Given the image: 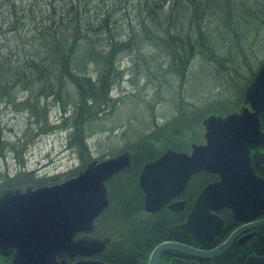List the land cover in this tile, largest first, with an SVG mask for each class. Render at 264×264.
<instances>
[{
    "label": "rangeland",
    "instance_id": "rangeland-1",
    "mask_svg": "<svg viewBox=\"0 0 264 264\" xmlns=\"http://www.w3.org/2000/svg\"><path fill=\"white\" fill-rule=\"evenodd\" d=\"M214 1L222 6L230 2ZM233 1L244 2L246 8L253 6V0ZM237 8L233 4L229 29H219L221 33L213 29L211 33V37L221 39L217 57L209 56L205 48L198 50L186 70L149 45L119 51L114 63L121 76L115 77L104 99L97 97L91 104V111L99 112L84 126L75 116L80 100L76 92L68 98L40 90L39 83L26 88L23 82L17 84L8 98L0 99V190L63 181L93 158L131 152L143 143L147 147L146 141L164 149L203 141L206 117L236 109L264 61V27L246 29ZM257 9L258 13L264 11V1ZM135 30L115 29L117 34L123 33L117 40H127ZM251 30L257 31L249 34ZM0 33L9 37L7 47L11 49L28 46L25 40L16 41L17 31L12 34L0 29ZM235 36L245 42L237 45ZM98 68L92 62L88 67L87 76L93 81L99 75ZM71 83L67 80L66 86L75 89ZM81 117L85 121L89 116ZM76 127L80 130L74 134ZM119 180L125 181V176ZM110 221L102 222L106 227L99 226L98 234L116 233L128 225Z\"/></svg>",
    "mask_w": 264,
    "mask_h": 264
},
{
    "label": "trees",
    "instance_id": "trees-1",
    "mask_svg": "<svg viewBox=\"0 0 264 264\" xmlns=\"http://www.w3.org/2000/svg\"><path fill=\"white\" fill-rule=\"evenodd\" d=\"M261 1L264 0H253V6L246 8L244 2L230 0L225 9L227 5L214 0H0V29H8L12 34L17 31L16 41L28 42L25 49H11L7 47L9 37L0 33V99L8 98L21 82L25 88L39 83L40 90L68 98L76 92L80 100L75 116L81 118L80 124L84 126L99 112L91 111V104L97 97L104 99L115 77L121 76L114 63L119 51L149 45L186 70L198 50L205 48L209 56L217 57L221 39L211 37V33L229 29L233 4L237 5L238 17L246 29L264 27V11L258 13L257 9ZM18 29L24 30L20 33ZM115 29L136 30L127 40L119 41L117 37L123 33L117 34ZM235 37L237 45L245 42ZM91 62L100 70L94 81L87 76ZM67 80L76 90L66 86ZM81 115L89 117L84 121ZM79 128H75L74 134L79 133ZM143 144L131 151V167L106 181L110 206L104 214L128 223L116 233H106L114 239L101 254L107 262L113 263L117 243L127 255L133 220L128 205L132 179L144 163L164 151L152 141H146L147 147ZM123 175L125 181L119 180ZM140 211L139 207L135 212ZM136 220L141 223L139 216Z\"/></svg>",
    "mask_w": 264,
    "mask_h": 264
},
{
    "label": "water",
    "instance_id": "water-1",
    "mask_svg": "<svg viewBox=\"0 0 264 264\" xmlns=\"http://www.w3.org/2000/svg\"><path fill=\"white\" fill-rule=\"evenodd\" d=\"M244 103L252 112L244 109L241 114L232 113L224 119L215 114L207 116L206 143L192 146L190 154L167 148L143 165L138 183L145 193L146 212L157 211L198 170L218 172L220 180L207 185L196 200L188 219V223L193 219L201 223L200 227L190 226L194 236L204 233L203 223L212 219L208 208L230 206L236 218L244 219L243 215L252 209L251 200H258L262 207L263 191H251L256 179L261 180L253 174L246 156L264 139L257 119L264 111V61L245 88ZM130 166L131 154L123 151L112 157L94 158L74 176L51 185L28 187L23 193L18 189L4 190L0 196V254L13 246L16 253L11 264H68L57 256L66 254L73 258L102 252L110 238H89L86 234L108 206L106 180ZM77 232L85 235L74 238ZM166 249L191 250L162 243L152 251L149 264H155ZM72 264L106 263L80 259Z\"/></svg>",
    "mask_w": 264,
    "mask_h": 264
},
{
    "label": "flooded vegetation",
    "instance_id": "flooded-vegetation-1",
    "mask_svg": "<svg viewBox=\"0 0 264 264\" xmlns=\"http://www.w3.org/2000/svg\"><path fill=\"white\" fill-rule=\"evenodd\" d=\"M244 109H247L249 113L252 112L249 104L244 103L243 93V99L236 109L228 113L216 114V116L224 119L232 113L241 114ZM257 119L259 122V131L264 132V111L257 115ZM202 125L203 133L201 136H203V141L191 142L188 147L186 146L180 149L166 147L164 151L167 148H172L176 151L190 154L193 149L192 146L205 144L204 121ZM129 153L131 154L132 165L133 155L132 152ZM246 158L249 160V165L253 174L261 180V182H259L256 179V183H253L251 191L256 190L257 193L258 190L263 191L264 200V139L254 147L250 148ZM142 167L132 179L133 186L130 187L131 200L128 205L133 211V220L130 222L131 231L129 233L127 255L125 256L123 252V249L125 248L117 243V247L112 254L113 263L104 261L101 257V254L107 249L109 244L114 241L113 237L106 233L98 234L99 226L104 225L106 227L104 223L102 224L103 221L107 222V219H109L111 220L110 222H112L115 220L114 215L106 216V214H104L110 206L108 187L105 182L107 187L108 206L95 219L93 230L86 234L89 238L95 237L103 239L109 237L110 240L106 244L105 249L102 252L91 256H76L70 258L66 254H59L57 256L58 258H65L68 264H72L80 259L96 260L106 264H149L151 253L155 247L159 244L169 242L175 245L179 244L186 246L191 250H163L159 254L155 264H264V202L260 208L258 200L255 202L254 200H251L253 203L251 205L252 209L243 215V217H246L244 219L236 218L233 215V210L230 206L215 209L208 208L210 213L209 216H211L212 219H206L203 223L205 226L204 233H199L194 236L189 230L190 226L193 225V227H195L196 225H199L200 227L201 223L198 219H193L191 223H188L189 216L192 213L196 200L202 190L207 185L220 180L219 173L198 170L190 174L183 188L176 195L170 197L157 211L146 212L143 209L145 193L138 183ZM123 171L110 178L119 175ZM51 184L54 183L48 185ZM38 186L42 185L33 186L27 184L25 186L10 187L6 189H18L23 193L28 187L34 189ZM6 189L4 188L0 190V196ZM244 202L248 205L246 200ZM139 207L141 211L135 212ZM138 216L141 223H138L136 220ZM118 222L119 221L117 220V223ZM84 235L85 234L82 232H77L75 233L74 238H79ZM116 240L117 239H115V241ZM4 252L5 254H0V264H11L12 258L16 253V248L9 246L5 248Z\"/></svg>",
    "mask_w": 264,
    "mask_h": 264
}]
</instances>
